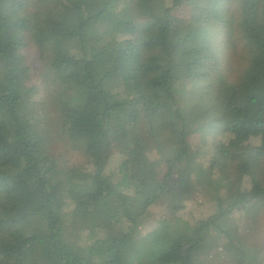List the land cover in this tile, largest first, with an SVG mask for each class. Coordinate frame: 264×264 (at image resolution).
I'll return each instance as SVG.
<instances>
[{"label": "trees", "instance_id": "trees-1", "mask_svg": "<svg viewBox=\"0 0 264 264\" xmlns=\"http://www.w3.org/2000/svg\"><path fill=\"white\" fill-rule=\"evenodd\" d=\"M185 1L0 0V264H212L217 249L230 264H264V246L234 220L264 218V0H190L189 18L174 17ZM217 32L230 65L241 52L234 79L217 71ZM30 43L42 84L56 91L48 106L59 133L91 161L88 173L48 150L23 54ZM200 81L225 137L205 166L187 140L204 108L183 105L186 84ZM149 135L163 140L161 175ZM105 136L124 141L115 168L103 159ZM197 194L207 214L196 215Z\"/></svg>", "mask_w": 264, "mask_h": 264}, {"label": "rangeland", "instance_id": "rangeland-1", "mask_svg": "<svg viewBox=\"0 0 264 264\" xmlns=\"http://www.w3.org/2000/svg\"><path fill=\"white\" fill-rule=\"evenodd\" d=\"M191 1L186 0L181 6L176 7L172 11V15L180 19H188L191 11ZM143 13L139 15V21H145ZM218 35H214L213 41L215 42L216 54L218 56V67L217 71L221 73L229 71V77L234 79L238 75L239 69L242 67L243 62L238 57L241 56V52H237L236 61L231 65L229 62L233 60V52H231V46L227 44V39L224 33L217 32ZM170 42H174V32L170 33ZM239 46V43H238ZM23 54L26 59L27 65L30 67L31 83L37 86V93L35 96V119L37 124L43 132L44 137L48 142V150L51 155L56 157L61 166H75L81 168L85 173L92 170V163L88 159H85L81 153L71 150L70 144L64 139L59 133V126L57 124V117L55 115L54 107H49L48 103L52 102L53 96L56 91L51 89L48 85L42 84L43 81L49 80L45 74L44 60L41 58L38 49L31 43L23 48ZM213 80V77L210 79ZM210 82V81H209ZM212 82V81H211ZM207 81L197 82L196 84H186L183 92L188 94L189 99L183 104H195L204 108L202 113H199L195 120L190 122L187 126V140L189 144L200 150V163L204 166L208 163L210 156L214 152V147L216 144L220 143L225 137L222 135L218 129L214 127L215 119L219 116V113L213 108L211 99L206 93V88L209 84ZM211 86V85H210ZM74 92L82 91V88L77 85H73L71 90ZM181 92V94H183ZM69 96V95H67ZM34 115V116H35ZM149 147L154 154L153 164L158 175H161L164 171V158L165 154L163 140L160 137H152L149 135L148 138ZM258 143V138H252L250 140L251 146H255ZM124 141L118 136H105L102 139V150L103 159L106 162H110L112 167L116 166L113 164L117 152L123 146ZM159 150V151H158ZM197 204H202L200 213L196 215L207 214L210 211L208 200L203 198L201 195H195L193 199ZM205 205V207L203 206ZM70 207H67L66 211H70ZM234 220L244 222L247 228H251L248 238L246 241L252 243L253 245H263L264 246V218L258 223L253 222L254 217L249 214L244 221L243 218L239 219V214H234ZM186 216V215H185ZM242 229V224H240ZM113 230L119 232L121 226L119 224L113 225ZM75 249L79 255H83L88 249V244L83 239L77 240L75 243ZM219 251L218 254H212L210 261L212 264H230L228 256ZM216 251V252H217ZM214 255V256H213Z\"/></svg>", "mask_w": 264, "mask_h": 264}]
</instances>
